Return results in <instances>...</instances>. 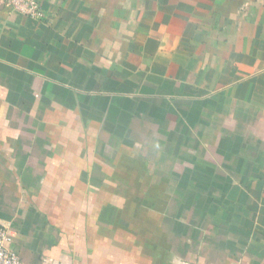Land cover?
I'll return each instance as SVG.
<instances>
[{"label":"crops","instance_id":"1","mask_svg":"<svg viewBox=\"0 0 264 264\" xmlns=\"http://www.w3.org/2000/svg\"><path fill=\"white\" fill-rule=\"evenodd\" d=\"M0 7V225L23 264H264V0Z\"/></svg>","mask_w":264,"mask_h":264},{"label":"built area","instance_id":"2","mask_svg":"<svg viewBox=\"0 0 264 264\" xmlns=\"http://www.w3.org/2000/svg\"><path fill=\"white\" fill-rule=\"evenodd\" d=\"M9 7L21 14L39 20L42 17L39 0H0V7ZM13 237L7 227L0 225V264H23L20 256L11 248Z\"/></svg>","mask_w":264,"mask_h":264}]
</instances>
